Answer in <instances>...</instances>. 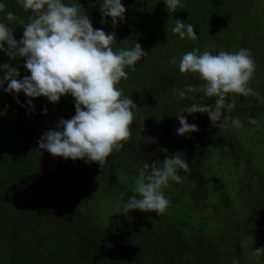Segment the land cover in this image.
<instances>
[{
  "label": "rangeland",
  "instance_id": "rangeland-1",
  "mask_svg": "<svg viewBox=\"0 0 264 264\" xmlns=\"http://www.w3.org/2000/svg\"><path fill=\"white\" fill-rule=\"evenodd\" d=\"M149 1L121 0L125 18L113 28L110 17L107 24L100 22L102 0H63L66 5L80 3L94 29L114 32V51L132 38L135 41H127L139 43L148 53L136 63L135 71L125 69L128 78L116 85L123 96L142 101L147 128L139 132L141 137L159 133L154 130L158 123H164L168 135L180 127L175 115L191 101L180 100L174 90L202 83L198 74L179 71L180 59L189 51L198 49L202 54L207 50L215 55L220 51L236 53L241 47L250 49L256 70L249 86L264 97V0H200L199 9L191 4L195 0H181L175 13L166 10L164 1ZM0 3L5 4L0 22L8 24L19 41L31 12H25L18 0ZM145 6H155V10L147 11ZM192 9L197 15V23H192L198 36L195 41L172 32L176 20L185 15L188 21ZM8 11L14 13V21L6 19ZM156 39L151 45L150 40ZM172 58L175 65L169 63ZM3 63L17 68L20 79L30 75L23 67L24 58L13 60L0 52ZM163 82H170V88L157 90ZM196 96L199 103H215V98L202 93ZM29 99L23 92L17 96L0 88V113H6L0 115V264H160L150 256L161 254L157 249L162 248L166 258L173 260L171 264H264V254L259 260L251 255L264 248V230L255 234L242 222L244 215L251 213L264 220V108L257 109L260 99L228 95L229 101L235 100L231 115L243 122L241 129L213 127L206 113H182L199 131L186 138L175 130V143L184 147L187 153L182 152L181 157L189 159L186 162L192 171L180 174L181 183H169L162 189L170 202L164 217L138 209L133 214L124 212L123 200L126 194H134L135 182H129L118 165L109 164L120 151H113L101 168L95 162L53 157L38 147L45 131L56 128L61 118L75 115L70 94L58 103L34 98V112L27 105ZM249 118L256 119L259 128L249 124ZM173 136H168V141ZM154 139L152 134L148 142ZM182 146L178 144L176 149L180 151ZM143 149L142 144L130 151L139 157L145 155ZM221 196L223 201L218 203ZM216 203L219 210L214 213ZM143 213H152L154 221L149 217L137 225L134 220ZM218 215L223 221L216 220ZM228 221L238 226L230 229L233 226ZM243 240L247 247L241 246Z\"/></svg>",
  "mask_w": 264,
  "mask_h": 264
},
{
  "label": "clouds",
  "instance_id": "clouds-1",
  "mask_svg": "<svg viewBox=\"0 0 264 264\" xmlns=\"http://www.w3.org/2000/svg\"><path fill=\"white\" fill-rule=\"evenodd\" d=\"M164 2L169 13H175L181 6V0ZM18 3L31 14L23 25L19 41L13 29L0 22V52L13 60L24 58L23 67L30 75L20 79L17 68L9 63L0 64V72H3L0 88L17 96L23 92L30 98L27 105L33 112L34 98L45 97L49 102L58 103L62 96L70 94L75 100V115L70 119L61 118L56 128L45 131L38 140V147L53 157L84 160L87 164L95 162L102 168L113 151H120L130 139L135 119L133 110L137 108L133 99L123 96V90L116 85L122 78H128L125 69L135 71L136 63L148 53L136 42L129 49L114 51L115 33L94 29L80 3L66 5L63 0H18ZM4 10L5 4L0 3V12ZM100 13L101 24H107L110 17L115 28L124 20L126 8L121 0H102ZM6 19L14 21L16 17L8 11ZM172 32L181 39H198L194 26L180 19L176 20ZM127 40L134 39L124 41ZM198 53V49L189 51L180 59L179 71L198 74L202 83L174 90L180 100L191 101L175 115L180 124L177 135L187 138L188 134L199 131L182 113H206L213 127L221 130L243 128V122L231 115L236 105L234 99L229 101L228 95L251 96L264 103V97L249 86L256 70L251 50L241 47L236 53L220 51L214 55L207 50ZM169 63L175 65V58ZM197 93L215 98V103H199ZM43 111L46 114L48 110L45 107ZM248 123L259 128L256 119L249 118ZM180 170L188 172L190 168L178 154L166 156L163 162L143 164L135 180L134 194L124 203V212L138 209L163 215L170 202L162 189L167 188L170 181L182 182L178 175ZM241 246L247 247V241H241ZM262 254L264 248L251 253L257 260Z\"/></svg>",
  "mask_w": 264,
  "mask_h": 264
},
{
  "label": "trees",
  "instance_id": "trees-1",
  "mask_svg": "<svg viewBox=\"0 0 264 264\" xmlns=\"http://www.w3.org/2000/svg\"><path fill=\"white\" fill-rule=\"evenodd\" d=\"M155 1H157L156 4H160L164 0H155ZM150 2L151 1H149V0H145V2L143 4L150 3ZM191 4L194 5L193 8L199 9V6H200L201 2H200V0H195V2L194 3H191ZM145 7L147 8V11H151V10L153 11V10H155L154 9L155 6L153 8H150V6H145ZM160 9L162 11V8H160ZM194 13H196V12H194V9L190 10L189 13H188V18H189L188 21L186 20L185 15L181 18V20H184L186 23H190V24L194 23V24H196L197 23V15H195ZM153 41H155V42L152 43V41L150 40V44L154 46L156 44V42L158 41V39L153 40ZM142 43H145V42H142ZM123 45L121 46L120 49H129V48H131V47L134 46V45H131L130 41H123ZM131 83H132V81H131ZM170 86H171V83L170 82H163L162 85H159L158 86L157 90L164 91V89H168V88H170ZM123 89L126 90L125 87H124V85H123ZM134 103L137 105V108L133 110L134 111L135 119H134V122H133L134 123V125H133L134 127L131 126V128H134V129L138 128V129L136 131H134L132 129V135H131L129 141L130 140H133V144H135V146H134L135 148L141 147L142 144H143V147L145 146L144 152L145 151H148L151 148H153L154 151H157L159 153L158 155H161L160 161H162V162H163V160H164V158L166 156H171L172 154H178V155L181 156V153L182 152H183L182 154H186L187 153V152L184 153V147L182 145H180L181 143H179V142L178 143L177 142L175 143V139L176 138H174L175 137V134L174 133L171 132L170 133L171 135H168L169 131L166 129L164 123H163V125L161 123L155 124L157 126H155L154 130H158L159 133H154V132L151 133V136L153 134V136L155 137L154 142H152V143H149L148 142V139L151 136H149V138L147 137L146 139L143 138V137H141L140 134H139V132L140 133H141V131L146 132V128L147 127L145 126L146 124L143 125V126H141V124L139 122L143 121V123H144L147 120V118L146 117H142V116H144V113H142V112L143 111L145 112V109H142L141 108L142 101H140V100L137 99V102H134ZM260 104L262 105V103H260ZM149 117H150V119H152V116H149ZM150 122H152V121H150ZM148 130L149 131L150 130L153 131V129L151 127H149ZM168 136H173V137L168 141V139H169ZM178 144H179V146H182L179 149L180 151H178L176 149V147H178ZM125 145H129V144L125 143ZM130 147L133 148L131 145H130ZM131 153L134 154V152H131ZM131 157H133V156H131ZM129 158H130L129 153H126L125 155H123L122 152H119L118 154H116L115 156H113V158L111 159V161L109 162V164H111V166H113L114 168H115L116 165H118V167L120 169V173L122 175H125L124 177L126 179L127 178L131 179L129 182H135V180H136V178H137V176L139 174V169L143 166V164H145V163L151 164L153 162L152 161L150 162L149 160H145V158H142V162L143 163H142V165H139V164H136V161L135 160L133 161L132 159H129ZM135 158H136V156L133 157V159H135ZM185 160H189V159H185ZM189 171H192V170L190 169ZM183 173H184V171L183 170H180L178 172V175L183 174ZM172 182H174V181H170L169 182L170 185L171 184H176V183H172ZM218 183H219V181H218ZM129 188L130 189H133L132 187H130V185H127V189H129ZM126 195L129 196L130 194L128 193ZM124 201L126 202L127 201V198L123 200V203H125ZM221 201H223V197L222 196L219 197V202L218 203H220ZM216 204H214V205H216ZM220 207L221 208H224L222 206H220ZM218 210H219V204H217L216 206H213V211H215L214 213H216ZM130 214H133V212H131ZM130 214H129V216H130ZM151 214L152 213H150V214H144L143 213V214L140 215V217H138L137 220L135 219L134 221H136V224L137 225L140 224V226H141L144 219L149 218V217L152 218ZM161 216L164 217V215H161ZM153 219L154 218H152V221H154ZM216 220L217 221H223V219H222V217L220 215H218L216 217ZM242 222L244 223V226H246L247 228H249L248 231L251 232V231L254 230L255 231V234H258V232H259V230L261 228L264 230V220L263 219H260V216H257V215H255L253 213L248 214V215H244V220H242ZM228 223H230V225L233 226V228H230V229H235L234 227L238 226V225L234 226V224L232 223V221H228ZM228 228H229V226H228ZM234 234H236L235 231H234ZM157 250H159L161 252V254L156 255V256L154 255V257L151 255L150 256L151 260L155 259L154 261H157L160 264H162L164 262L166 264H171V262L173 260L170 257L168 259L166 258V250H164L163 248L162 249H157ZM148 253H149V251H148Z\"/></svg>",
  "mask_w": 264,
  "mask_h": 264
},
{
  "label": "flooded vegetation",
  "instance_id": "flooded-vegetation-1",
  "mask_svg": "<svg viewBox=\"0 0 264 264\" xmlns=\"http://www.w3.org/2000/svg\"><path fill=\"white\" fill-rule=\"evenodd\" d=\"M207 104H211L210 102H208ZM260 107H262V108H264V103H262V105L260 104L258 107H257V109L258 108H260ZM255 110H256V108H255ZM174 134L176 135V133H175V130H174ZM125 143H127V144H129V145H125L124 146V148H122L121 150H120V152H122L123 153V155H125L126 153H129V156H130V158L129 159H132L133 160V157L135 156V155H133L131 152H130V145L134 148V146H135V144H133V140H128V141H126V142H124V144ZM152 143V142H151ZM133 148H131V149H133ZM144 150V149H143ZM143 153V152H142ZM145 153V155L147 156V157H149V159H153V160H156V161H159L160 160V158H161V155H158L159 153L157 152V151H154V149L153 148H151V150H148V151H145L144 152ZM116 155V154H115ZM145 155L144 156H142V154L139 156V157H136L135 159L136 160H139V161H136V164H139V165H142V158H145ZM131 156H133V157H131ZM138 158H140V159H138ZM145 160H146V158H145ZM134 161V160H133ZM150 161V160H149ZM151 162V161H150ZM50 168V167H49Z\"/></svg>",
  "mask_w": 264,
  "mask_h": 264
},
{
  "label": "water",
  "instance_id": "water-1",
  "mask_svg": "<svg viewBox=\"0 0 264 264\" xmlns=\"http://www.w3.org/2000/svg\"><path fill=\"white\" fill-rule=\"evenodd\" d=\"M43 172H39L38 174L41 175ZM15 188H19V185H14Z\"/></svg>",
  "mask_w": 264,
  "mask_h": 264
}]
</instances>
